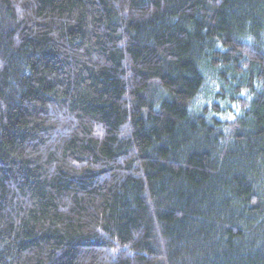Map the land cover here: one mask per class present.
I'll use <instances>...</instances> for the list:
<instances>
[{"label": "trees", "instance_id": "16d2710c", "mask_svg": "<svg viewBox=\"0 0 264 264\" xmlns=\"http://www.w3.org/2000/svg\"><path fill=\"white\" fill-rule=\"evenodd\" d=\"M0 264H264V0H0Z\"/></svg>", "mask_w": 264, "mask_h": 264}]
</instances>
